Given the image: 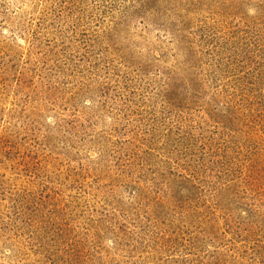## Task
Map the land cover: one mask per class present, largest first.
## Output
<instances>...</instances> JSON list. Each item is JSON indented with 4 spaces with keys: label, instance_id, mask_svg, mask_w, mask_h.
I'll return each mask as SVG.
<instances>
[{
    "label": "rangeland",
    "instance_id": "rangeland-1",
    "mask_svg": "<svg viewBox=\"0 0 264 264\" xmlns=\"http://www.w3.org/2000/svg\"><path fill=\"white\" fill-rule=\"evenodd\" d=\"M0 264H264V0H0Z\"/></svg>",
    "mask_w": 264,
    "mask_h": 264
}]
</instances>
